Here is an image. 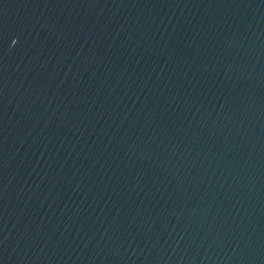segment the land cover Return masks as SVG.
Wrapping results in <instances>:
<instances>
[{
    "label": "water",
    "instance_id": "1",
    "mask_svg": "<svg viewBox=\"0 0 264 264\" xmlns=\"http://www.w3.org/2000/svg\"><path fill=\"white\" fill-rule=\"evenodd\" d=\"M0 264H264V0H0Z\"/></svg>",
    "mask_w": 264,
    "mask_h": 264
}]
</instances>
